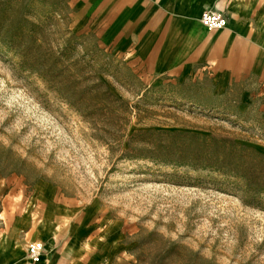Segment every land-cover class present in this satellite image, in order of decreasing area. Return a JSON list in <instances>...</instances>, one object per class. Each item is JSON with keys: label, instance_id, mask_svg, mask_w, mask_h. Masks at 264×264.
Returning a JSON list of instances; mask_svg holds the SVG:
<instances>
[{"label": "rangeland", "instance_id": "rangeland-1", "mask_svg": "<svg viewBox=\"0 0 264 264\" xmlns=\"http://www.w3.org/2000/svg\"><path fill=\"white\" fill-rule=\"evenodd\" d=\"M77 19L0 0L1 220L81 222L120 264H264V84L156 75Z\"/></svg>", "mask_w": 264, "mask_h": 264}, {"label": "crops", "instance_id": "crops-1", "mask_svg": "<svg viewBox=\"0 0 264 264\" xmlns=\"http://www.w3.org/2000/svg\"><path fill=\"white\" fill-rule=\"evenodd\" d=\"M80 22L100 41L142 62L154 74H209L227 85L245 77L264 84V0H70ZM206 8L220 10L227 22L209 29L200 21ZM53 212L34 217L26 206L0 218V264H120L110 245L82 241L83 224L60 234ZM31 240L44 249L32 260Z\"/></svg>", "mask_w": 264, "mask_h": 264}, {"label": "built area", "instance_id": "built-area-1", "mask_svg": "<svg viewBox=\"0 0 264 264\" xmlns=\"http://www.w3.org/2000/svg\"><path fill=\"white\" fill-rule=\"evenodd\" d=\"M200 21L209 29H219L226 25L225 15L217 9L206 8L202 11ZM43 250V242L32 240L27 245V254L32 260H37Z\"/></svg>", "mask_w": 264, "mask_h": 264}]
</instances>
